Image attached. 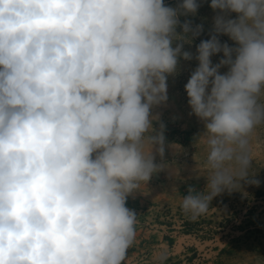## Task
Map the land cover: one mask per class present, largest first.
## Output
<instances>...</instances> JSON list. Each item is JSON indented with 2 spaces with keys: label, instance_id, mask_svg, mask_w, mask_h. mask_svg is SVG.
Listing matches in <instances>:
<instances>
[{
  "label": "clouds",
  "instance_id": "clouds-1",
  "mask_svg": "<svg viewBox=\"0 0 264 264\" xmlns=\"http://www.w3.org/2000/svg\"><path fill=\"white\" fill-rule=\"evenodd\" d=\"M199 7L0 0V264H124L137 237L127 199L168 167L152 110L168 100L179 59H193L184 43L202 25L180 17ZM210 7L211 38L197 45L184 86L208 170L207 192L190 186L182 199L193 220L221 193L260 183L250 169L264 127V0ZM167 257L158 249L153 264Z\"/></svg>",
  "mask_w": 264,
  "mask_h": 264
},
{
  "label": "rangeland",
  "instance_id": "rangeland-1",
  "mask_svg": "<svg viewBox=\"0 0 264 264\" xmlns=\"http://www.w3.org/2000/svg\"><path fill=\"white\" fill-rule=\"evenodd\" d=\"M181 2L164 0L171 7ZM196 2L200 7L195 15L180 17L181 23L189 20L193 27L202 25L200 35L184 43L183 50L193 53V59H179L177 71L167 78L168 100L152 110L159 114L154 129L159 131L161 123L165 126L163 160L168 167L153 174L127 199L126 206L137 214V237L124 264H153L158 249L167 251L165 264H264V127L252 139L250 173L258 185L242 182L239 189L221 193L195 220L181 208L190 186L196 193L207 192L206 148L202 142L196 143L204 126L192 114L184 86L198 66L196 47L211 38L217 13L210 7L211 0ZM218 38L222 44L236 46L227 35ZM222 58L223 53L212 56L213 65ZM226 71L227 67L220 69L222 74ZM156 162H161L158 155Z\"/></svg>",
  "mask_w": 264,
  "mask_h": 264
}]
</instances>
